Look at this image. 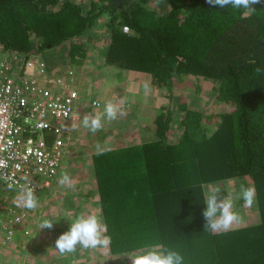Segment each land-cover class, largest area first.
<instances>
[{
	"label": "trees",
	"instance_id": "obj_1",
	"mask_svg": "<svg viewBox=\"0 0 264 264\" xmlns=\"http://www.w3.org/2000/svg\"><path fill=\"white\" fill-rule=\"evenodd\" d=\"M253 7L248 13L206 0H0V51L16 54L13 74L25 77L30 58L46 63L44 75L63 65L78 82L99 77L92 68L101 63L134 72L162 96L153 137L92 154L98 211L112 238L106 250L117 256L100 252L98 260L119 264V256L136 250L168 248L182 254L183 264H264V73L255 72L264 68V0ZM54 46L68 58L40 57ZM199 80L213 83L219 104L212 113L203 110L204 97L195 108L189 104ZM230 180L255 186L258 218L249 221L253 211L240 193L223 187L218 200L232 199L244 222L213 231L202 215L204 184ZM40 189L42 196L50 192L39 188L38 201ZM75 202L67 205H82L84 196ZM21 204L13 205L33 228L50 220H40L39 204ZM60 215L56 232L70 224Z\"/></svg>",
	"mask_w": 264,
	"mask_h": 264
},
{
	"label": "rangeland",
	"instance_id": "obj_2",
	"mask_svg": "<svg viewBox=\"0 0 264 264\" xmlns=\"http://www.w3.org/2000/svg\"><path fill=\"white\" fill-rule=\"evenodd\" d=\"M74 1L76 2L81 0H74ZM84 1L88 2L90 0H84ZM104 32H106V30L102 28V31H99L97 33L104 34ZM62 52L63 51L57 46L45 48L40 57L44 59L47 63L56 62L58 59L68 58V56L63 57ZM104 68L105 71L109 69L106 67V65H104ZM104 68L103 65H101V63L100 66L97 65L95 66V68H92L93 71L100 78L96 77L95 79L94 77H86L85 80H83V77H81L83 81L78 78V82L76 83H78L79 86L83 88L82 91L88 90L89 93L88 91L85 94L84 93L82 94L81 92V95L79 96L78 99L79 106L80 103H82L80 109L83 115L81 118L79 117L80 118L79 120L75 121L72 130L75 131L80 123L81 125L78 131L74 132V135L71 138L72 146L68 145L63 148L64 151H63V157L61 158V164L59 166V173L55 176L52 182L53 185L49 187L50 192L47 195L42 196L44 189H40V195L42 196L40 202L44 206L41 215H45V213L51 209L52 205L47 202L48 195L50 197L54 196L55 199L58 200L59 197L58 194H62L63 197L66 198V200L74 201V202L75 200L81 201V197L83 195L84 196L83 204L80 206L78 204H76L77 206H68L67 208L68 214L69 213L72 214L75 211L77 212V214L75 213L76 215L75 217H72L70 224L64 226L58 233L52 234L48 231H44L40 233V235L42 236V239L39 240L42 241L40 244L47 243L48 246L46 248L47 251L45 250V252L42 253V256L39 257V261L35 259L36 257L30 251H27L25 249L27 245L26 238L25 235L21 234L15 237L16 239L13 244L7 246L0 245V264H46L48 263L49 257L52 258L50 259L51 260L50 264H107L103 260H98L99 247L95 249L93 248L85 249L80 247L78 248V251L76 253L61 254L55 248V240L58 238L60 234L66 232L69 229L71 223L78 217V214L79 216L87 217L88 215L96 214L97 212L98 213L97 216L100 217V213L98 210H101V206L99 203L98 188L96 187L95 178L92 175L93 172L90 169L92 166L93 152L96 151L98 148L102 149L105 147H110L112 145L114 146L124 145L126 143L143 141L153 137L154 129L156 125L155 117L159 110V105L162 96L160 94H156L157 92H155L156 91L155 88L151 89L155 97L144 96V98H141L140 96H142L143 94L131 93V97L134 98L132 105H137L136 108L142 107L143 104H147V107L145 108L144 112L135 110L136 115L135 117L132 118L129 116L131 106L128 109L122 108V110L120 109L117 112V118L115 120L109 121L107 120V118L102 119V125H103L102 128L97 132L92 133L91 131H89V129L83 127L82 120L86 115L87 116H89L90 114H95V116L98 115V112L101 111V107H94L90 104H88V106L86 107L85 102L90 103L91 99L97 96L103 99L104 104H106L107 102L113 101L112 93L116 99H123L124 98L122 91L123 84L117 85L119 82L122 83L128 81L130 88L131 87L135 89L137 88L136 82L133 81V79H135L134 72L127 70H119L117 75H114L112 73L104 74ZM63 70H64L63 65H60L59 71L61 74ZM109 71H111V69H109ZM24 75H25L24 78L26 79L34 78L35 80H38L40 84L44 83L43 76L41 75V73L38 72V70H36L33 74L27 73ZM46 75L49 77L48 74ZM136 78L140 80L142 77L141 78L136 77ZM142 83L145 82L142 81L141 84ZM198 84H199L198 90L189 92L187 96L189 98V104L191 106H194L195 108L197 106V104L195 103L199 102L198 97H204L208 99L209 102L208 105L203 106V110L209 113L214 112L215 110H213V108H216L219 102L215 98V92L213 91L214 88L212 81L200 80ZM180 85H182V83ZM67 86L68 88H72V87H76L77 85L73 84L69 80L67 82ZM221 107L222 109L229 108V106H225V105H222ZM173 121L176 120L174 119ZM67 127L68 125L66 124L65 128ZM77 146H78V152L76 148ZM65 174H67L69 179L67 182L62 184L61 180ZM222 183L223 182H218V183L216 182L215 185H211L208 183L204 184L205 193L208 194L211 186H217L220 189L224 187L223 190L225 191H228L230 188L234 187L235 192L238 194L240 193L242 184L239 186H237L236 184L234 185V182L232 180L228 181L227 184L221 185ZM54 184L57 185L54 186ZM9 190L10 189L8 188L7 191L9 192ZM229 194L230 193H226L227 196ZM56 203L58 202L56 201ZM236 209L237 207L233 208V210L237 211L242 217V212L239 211L240 208H238L237 210ZM251 210L253 212H250V214L247 217L249 221H255L258 218V209H257L256 200L253 206L251 207ZM240 224H233L231 228L235 226H239ZM100 251L105 255H109L111 257L108 250H106L105 248L100 249ZM141 252H146V251L136 250L132 253V255L133 257H135L136 255L141 254ZM133 257L132 256L126 257L124 255H121L119 256V258L122 259L123 262L121 263L119 262V264H132L131 259ZM116 258L117 256L115 255L111 257L112 260Z\"/></svg>",
	"mask_w": 264,
	"mask_h": 264
},
{
	"label": "built area",
	"instance_id": "obj_3",
	"mask_svg": "<svg viewBox=\"0 0 264 264\" xmlns=\"http://www.w3.org/2000/svg\"><path fill=\"white\" fill-rule=\"evenodd\" d=\"M10 59L16 62V54L0 51V245L14 243L18 225L30 232L29 225L23 226L24 212L13 204H21L29 190L36 195L52 185L69 136L65 121L76 116L77 102L76 89L67 86L72 70L45 78L44 62L28 58L26 70H38L44 80L40 84L13 74Z\"/></svg>",
	"mask_w": 264,
	"mask_h": 264
},
{
	"label": "clouds",
	"instance_id": "obj_4",
	"mask_svg": "<svg viewBox=\"0 0 264 264\" xmlns=\"http://www.w3.org/2000/svg\"><path fill=\"white\" fill-rule=\"evenodd\" d=\"M212 7H218L219 9H223L227 6H231L233 9L244 8L248 10V13H252L255 11L253 5L261 3V0H206ZM125 30V29H124ZM46 64V63H44ZM110 66V65H106ZM45 68V67H44ZM115 68V67H113ZM46 69V68H45ZM117 70V68H115ZM68 70H63L62 74L59 71L55 72L51 76L44 75L45 78L56 77L61 75L60 77H64ZM257 74L264 73V68L257 67L255 69ZM133 81L142 82V80L133 79ZM200 81V80H199ZM73 84L76 82L72 81ZM144 86V83H143ZM77 91V102L75 104V113L76 116L74 119H67L65 121V125L67 124L69 129V136L66 139V145H71L72 136L74 135V131L72 130L73 124H75L76 120H79L82 117L81 112V104L79 106V96L81 92L77 90L76 87H73ZM88 91V90H87ZM87 91L83 90L85 94ZM89 93V91H88ZM115 97V96H114ZM100 97H94L91 99L90 103L85 102V106L88 104L94 107H101V111L104 110L102 114H90L89 116H84L82 120L83 127L89 129L92 133L97 132L102 128V119L107 118V120H115L117 118V104H113L112 102H107L104 106L103 99H99ZM116 99V98H115ZM99 101V105L96 106L92 102ZM98 112V113H100ZM80 117V118H79ZM81 123L78 125L80 127ZM103 149V148H102ZM97 154H103L102 150L98 148ZM59 173V170H58ZM57 173V174H58ZM68 176L65 174L61 180V183H65L68 181ZM11 187V186H9ZM49 188V187H48ZM221 192V189L217 186H211L210 190L207 194L205 205L202 215L206 220V225L213 231H227L232 227L233 224H240L243 222V218L241 215L234 211V202L232 199L223 198L218 200V195ZM255 186L250 185L248 187H244L241 185L240 190V198L244 202V206L251 208L255 202ZM21 202L26 209L35 210L38 207L39 201L38 198L33 194L31 190L27 191L21 198ZM27 223V222H25ZM54 226L53 220H43L40 225V228L52 229ZM30 229V226H29ZM107 225L101 222V218L95 214H90L87 217L78 216L70 225L69 229L60 234L58 238L55 240V248L61 253H76L78 248H98L103 247L107 249L111 242V236L107 235ZM17 235V233H16ZM16 237V236H15ZM7 246V245H6ZM163 245H156L155 248H163ZM132 264H183L184 257L182 254L173 249L164 248L163 251L157 250H148L146 252H141V254L136 255L131 259Z\"/></svg>",
	"mask_w": 264,
	"mask_h": 264
},
{
	"label": "crops",
	"instance_id": "obj_5",
	"mask_svg": "<svg viewBox=\"0 0 264 264\" xmlns=\"http://www.w3.org/2000/svg\"><path fill=\"white\" fill-rule=\"evenodd\" d=\"M106 67L109 68V69H111V71H109V69H107L105 71V68H104V65H103L104 74L112 73L114 75H117V73H116L117 71H116L115 68H113L111 66H106ZM117 78H118V76H117ZM135 82H136V85H137V88L136 89L135 88H132V87L130 88L128 81L127 82H122V83L119 82L117 84V85L123 84V86H122L123 87V90H122L123 91V97H124L123 99H115V97H114V95L112 93V97H113L112 103L114 105L117 104L116 107H117L118 111L120 109L122 110V108L128 109L131 106L130 112H129V116L132 117V118H133V115H136L135 114V110L144 112L145 108L147 107V104H143L142 107L136 108L137 105H132L134 98L131 97V93H133V94L141 93V94H143L142 96H140L141 98H144V96L145 97H148V96H154L155 97V95L153 94L152 90L145 83H144L145 86H142L143 83L141 84V82H137V81H135ZM103 112H104V110H102V112H100L98 114H102ZM131 112H133V113H131ZM78 129L79 128H77L74 132H77ZM69 143H71V141H69ZM76 148H77V152H78V146ZM73 150H75V149H73ZM81 154H82V151H81ZM76 158H77V156H76ZM55 185H57V184H54V186ZM58 195H59L58 200L55 199L54 196H51V197L49 196L50 198L49 197L47 198V202L49 204H51L52 206H51V209L48 212H46L44 216L47 217V218H49L50 220L59 221L60 222L58 216H61L60 214H64V217L66 215V219H68L69 222H70L71 219H72V217H75V215L77 214V212L75 211L72 214H70V213L68 214V211H67L68 205H67L66 198H64L62 194H58ZM40 200H41V198H39L40 215H41L42 212H43V207L44 206L41 204ZM56 201L58 203H56ZM44 216L42 215V218L40 220L44 219ZM78 216H79V214H78ZM32 218H33V220L35 222L36 221V219H35L36 216H33ZM32 224H33V222L31 221L30 223L27 222V223H25L23 225L24 227H26V226L28 227V225H31L30 233H29L28 237H26V244L27 245H26V248L25 249L27 251H30L36 257L35 259L39 261V257L42 256V253L45 252V250H46V248L48 246L47 243L40 244L42 242V241H39V240L42 239V236L40 235L41 231L42 230H46V231H48V232H50L52 234H55V233H58V232H56V230H55V225H54V227L52 229L44 228V229H40L39 230V228L36 225L33 228L32 227ZM64 225H67V223H65ZM20 228H21V225H18V231L16 232L17 233L16 236H19L21 234L22 235L26 234V233H24L23 229L20 230ZM60 229H62V228H58L57 230L59 231ZM36 247H38V248H36ZM102 248L103 247H99V253L101 252L100 249H102ZM48 259H49L48 260V263H46V264H50L51 263V260L50 259H52V258L49 257Z\"/></svg>",
	"mask_w": 264,
	"mask_h": 264
},
{
	"label": "bare ground",
	"instance_id": "obj_6",
	"mask_svg": "<svg viewBox=\"0 0 264 264\" xmlns=\"http://www.w3.org/2000/svg\"><path fill=\"white\" fill-rule=\"evenodd\" d=\"M73 126H74V124H73Z\"/></svg>",
	"mask_w": 264,
	"mask_h": 264
}]
</instances>
